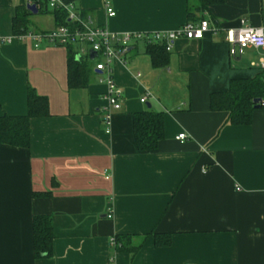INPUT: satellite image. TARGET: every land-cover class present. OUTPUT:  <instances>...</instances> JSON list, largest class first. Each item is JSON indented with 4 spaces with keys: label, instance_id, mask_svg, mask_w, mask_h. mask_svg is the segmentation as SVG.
<instances>
[{
    "label": "crops",
    "instance_id": "crops-1",
    "mask_svg": "<svg viewBox=\"0 0 264 264\" xmlns=\"http://www.w3.org/2000/svg\"><path fill=\"white\" fill-rule=\"evenodd\" d=\"M30 1L0 0V117L26 116L29 89L47 99L49 117L32 119L29 149L0 145V264H264V107L246 126L227 125L228 114L210 109L211 95L264 71V50L234 56L226 39L243 18L264 27V0L208 8L199 16L217 31L177 40L163 67L144 42L113 61L123 103L110 134L107 75L91 59L89 83L75 90L66 48L9 41L17 9ZM63 1L119 35L168 33L188 22L187 0ZM57 25L37 13L28 31ZM146 109L164 115V139L141 152L133 119ZM44 215L53 221V252L37 259L33 218ZM118 236L141 248L133 256L120 250ZM157 236L168 244L156 246Z\"/></svg>",
    "mask_w": 264,
    "mask_h": 264
},
{
    "label": "trees",
    "instance_id": "trees-1",
    "mask_svg": "<svg viewBox=\"0 0 264 264\" xmlns=\"http://www.w3.org/2000/svg\"><path fill=\"white\" fill-rule=\"evenodd\" d=\"M188 22L198 23L202 12L210 7L222 5L225 0H187ZM38 8L39 14H50L54 17L57 27L72 26L67 13L62 9H50L48 0H31ZM13 19L14 36L28 33V22L32 14L26 6L18 8ZM68 86L71 89L83 90L89 83L91 76V62L87 59H76L75 46L68 48ZM146 52L152 57L153 65L165 66L169 53L166 45L161 43L146 44ZM227 92L216 93L210 96L212 112L228 114L227 125L246 126L251 123L253 111L262 107L254 101L264 98V71L254 80H233ZM28 113L24 117H0V145L29 149L31 144V121L49 117V104L45 97L38 96L29 89ZM133 130L136 145L139 151H155L159 141L164 139V115L152 110H144L134 115ZM47 196V195H45ZM33 251L37 259L51 257L55 239L53 235V221L50 216H35L33 218ZM117 248L127 251L132 256L141 248L129 236L114 238ZM169 238L156 237L155 245L162 247L168 244Z\"/></svg>",
    "mask_w": 264,
    "mask_h": 264
},
{
    "label": "built area",
    "instance_id": "built-area-1",
    "mask_svg": "<svg viewBox=\"0 0 264 264\" xmlns=\"http://www.w3.org/2000/svg\"><path fill=\"white\" fill-rule=\"evenodd\" d=\"M50 9L64 10L72 26L57 27L51 32L25 33L18 37L9 39L16 40L24 44L30 43L34 49H39L43 44L55 45L63 48L75 46V52L80 59H91L90 55L94 53V67L96 73L106 74L105 84L108 87L105 100L107 102L104 122L107 126V133L110 134L112 116L114 112L122 109L123 92L116 87L113 72L111 71L112 62L115 60L125 61L130 49L138 43L146 44L161 43L166 45V51L170 53L174 43L177 40H195L199 41L206 34H214L217 29L210 25V22L201 19L198 23L187 22L182 28L168 33L155 32L154 34L126 33L115 34L106 27L93 26L91 18H84L75 13L72 6H65L63 0H48ZM109 17H115L114 10L107 7ZM237 28L229 29L227 32V43L231 45V53L235 56L239 53L241 56L245 49L264 50V27L255 28L248 24L245 18L239 20ZM8 41V42H9ZM237 52V53H236ZM258 67L264 70V57L261 58ZM142 104L147 102V96L141 99ZM260 105L264 107V98ZM177 140H186L185 134H180ZM107 218H112V214H107ZM113 239L112 244L114 245Z\"/></svg>",
    "mask_w": 264,
    "mask_h": 264
},
{
    "label": "water",
    "instance_id": "water-1",
    "mask_svg": "<svg viewBox=\"0 0 264 264\" xmlns=\"http://www.w3.org/2000/svg\"><path fill=\"white\" fill-rule=\"evenodd\" d=\"M26 8H27V10H28L32 15H37V13H38V8H37L35 5H33V4H31V3H28V4L26 5ZM94 57H95V55H94V53H92V54L90 55V58H91L92 61L95 59ZM260 102H261V99H260V100H256V101H254L255 105H259ZM148 108L150 109V106H148Z\"/></svg>",
    "mask_w": 264,
    "mask_h": 264
}]
</instances>
